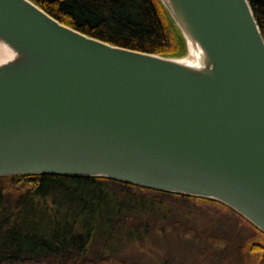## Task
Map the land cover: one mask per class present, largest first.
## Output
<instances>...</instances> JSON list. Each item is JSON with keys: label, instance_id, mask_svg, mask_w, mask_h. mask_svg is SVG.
Listing matches in <instances>:
<instances>
[{"label": "water", "instance_id": "95a60500", "mask_svg": "<svg viewBox=\"0 0 264 264\" xmlns=\"http://www.w3.org/2000/svg\"><path fill=\"white\" fill-rule=\"evenodd\" d=\"M186 52L0 0V177L94 176L219 201L264 233V38L248 0H160Z\"/></svg>", "mask_w": 264, "mask_h": 264}, {"label": "trees", "instance_id": "16d2710c", "mask_svg": "<svg viewBox=\"0 0 264 264\" xmlns=\"http://www.w3.org/2000/svg\"><path fill=\"white\" fill-rule=\"evenodd\" d=\"M31 1L62 23L116 45L165 56L186 52L160 0ZM248 1L264 38V0ZM167 199L225 209L202 223L213 243L224 232L217 218H230L229 213L238 224L247 223L252 230L241 246V263L264 264V233L219 201L104 177L53 174L0 177V264H126L119 253L128 241L147 236L150 212L173 218L164 206ZM182 216L191 221V215ZM237 233L235 228L231 234Z\"/></svg>", "mask_w": 264, "mask_h": 264}, {"label": "rangeland", "instance_id": "374dc122", "mask_svg": "<svg viewBox=\"0 0 264 264\" xmlns=\"http://www.w3.org/2000/svg\"><path fill=\"white\" fill-rule=\"evenodd\" d=\"M164 206L173 212V218L166 214L163 216L160 211L150 212L145 221L147 236L128 241L124 251L119 253L126 264H208L219 260L232 264V258L235 259L233 264H242L241 246L252 230L247 223L238 224L229 213L231 219L225 216L217 218L215 221L224 232L218 233L222 241L213 243L214 237L207 238L202 223L209 215L226 212L225 209L172 199L165 200ZM182 214L191 215V221ZM235 228L238 233L233 235L231 233ZM224 240L228 241V245Z\"/></svg>", "mask_w": 264, "mask_h": 264}, {"label": "bare ground", "instance_id": "6f19581e", "mask_svg": "<svg viewBox=\"0 0 264 264\" xmlns=\"http://www.w3.org/2000/svg\"><path fill=\"white\" fill-rule=\"evenodd\" d=\"M4 46L0 44V61L6 59L9 54L4 50Z\"/></svg>", "mask_w": 264, "mask_h": 264}]
</instances>
